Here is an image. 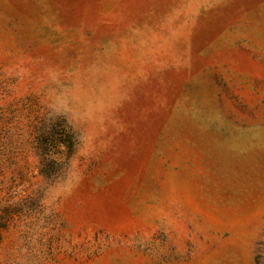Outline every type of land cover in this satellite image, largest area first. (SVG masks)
I'll list each match as a JSON object with an SVG mask.
<instances>
[{
    "label": "rangeland",
    "instance_id": "374dc122",
    "mask_svg": "<svg viewBox=\"0 0 264 264\" xmlns=\"http://www.w3.org/2000/svg\"><path fill=\"white\" fill-rule=\"evenodd\" d=\"M0 264H264V0H0Z\"/></svg>",
    "mask_w": 264,
    "mask_h": 264
},
{
    "label": "trees",
    "instance_id": "16d2710c",
    "mask_svg": "<svg viewBox=\"0 0 264 264\" xmlns=\"http://www.w3.org/2000/svg\"><path fill=\"white\" fill-rule=\"evenodd\" d=\"M60 166H61V164L58 165V169H57V171L55 172V175H57V174L59 173V171H60ZM46 172H47L46 169H44V170H43V173L46 174Z\"/></svg>",
    "mask_w": 264,
    "mask_h": 264
}]
</instances>
